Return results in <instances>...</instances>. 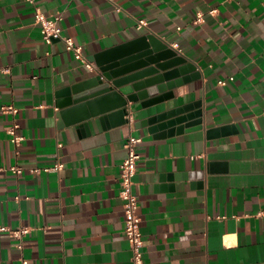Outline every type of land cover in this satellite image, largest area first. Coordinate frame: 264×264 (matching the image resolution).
Returning a JSON list of instances; mask_svg holds the SVG:
<instances>
[{
	"label": "crops",
	"instance_id": "crops-1",
	"mask_svg": "<svg viewBox=\"0 0 264 264\" xmlns=\"http://www.w3.org/2000/svg\"><path fill=\"white\" fill-rule=\"evenodd\" d=\"M37 9L61 17L95 71L62 40L44 41ZM148 34L186 59L188 80L114 85L105 73L144 59ZM129 135L142 138L134 191L145 264H264L263 0H0V227L30 229L22 248L0 230V264H132L120 196ZM57 160L62 170L43 169Z\"/></svg>",
	"mask_w": 264,
	"mask_h": 264
},
{
	"label": "built area",
	"instance_id": "built-area-1",
	"mask_svg": "<svg viewBox=\"0 0 264 264\" xmlns=\"http://www.w3.org/2000/svg\"><path fill=\"white\" fill-rule=\"evenodd\" d=\"M33 2V0H28ZM264 6V0H263ZM36 22L40 25L42 37L47 43H51L54 40H62L65 44L66 50L74 54L75 58L79 60L88 70L95 71L96 65L90 61L84 53L83 46L78 44L71 36L63 34L62 27L60 25V16L46 15L40 9L36 10L35 14ZM203 20V14H199L197 21ZM140 27L147 25L144 20L139 21ZM221 84H225V81H220ZM2 111L15 113L17 109L13 105L2 106ZM133 118L129 117V121ZM17 124L8 129L12 134V142L19 144L23 137L16 134ZM142 141L141 137L129 135L124 143L126 156L121 164V191L120 196L124 200V214H125V234L130 243L132 251V264H145L144 259V236L141 227V216L139 214V199L134 191L135 180L134 177L137 172L138 161L140 160L139 145ZM64 167V163L57 160L53 165L46 166L43 169L45 171H60ZM11 170L15 173L23 172L22 167L14 166ZM42 169L34 168L32 172H39ZM1 231H8L12 236L19 238V248L23 247L22 240L25 235L29 233V227L21 226L18 228H10L6 226L0 227ZM23 264H29L28 260H23Z\"/></svg>",
	"mask_w": 264,
	"mask_h": 264
},
{
	"label": "water",
	"instance_id": "water-1",
	"mask_svg": "<svg viewBox=\"0 0 264 264\" xmlns=\"http://www.w3.org/2000/svg\"><path fill=\"white\" fill-rule=\"evenodd\" d=\"M148 39L149 45L146 46L149 47L146 52L141 55L145 56L144 59L140 60V55L137 57H131L122 60L119 63L113 64V68L116 67L119 69L113 70V72H107L105 73V76L112 80V83L118 87L122 86L125 82L128 80L138 81L142 80L143 78H147L145 80L139 81L135 84L136 88H142L146 86H153L159 83H162L164 81H167V89L172 90L176 85L180 84L184 80H188L189 77H183L180 79V75L185 74V72L191 67L190 64H186V59L183 57H178L177 53L169 48L168 44H163L160 39L155 37L152 34H148L144 36L142 39ZM136 41L132 42V45L135 44ZM152 47V48H151ZM130 62V63H129ZM111 66V65H110ZM108 66L107 69H111L112 67ZM122 66V67H121ZM144 68L142 71L133 72L132 74L128 76H124V73H127L129 69L135 70L138 68ZM103 68V67H102ZM106 67L103 68L104 71L107 70ZM197 74H194L193 76H196ZM183 76V75H182ZM179 77L176 79V81L173 79ZM103 78V75H98L97 79L100 81ZM102 81V80H101ZM110 85L103 86L102 88L95 90L94 92L90 93H82V92H75L74 96L69 98L66 101L65 106H69V111H75L79 109L80 107H83L88 104V100L90 98H93L97 94L103 93L105 91H109ZM146 94V92H144ZM143 94V95H144ZM161 94V93H160ZM172 91L164 93L162 95H158L154 99H151L148 103H157L163 100L164 98L171 97ZM145 105V104H144ZM186 107H179L177 112L181 113L184 112ZM118 114H129L128 110L126 108L120 107L115 111ZM176 112V111H175ZM170 114H174V111ZM184 117L179 118V120H182ZM126 121H129V118L126 119Z\"/></svg>",
	"mask_w": 264,
	"mask_h": 264
}]
</instances>
